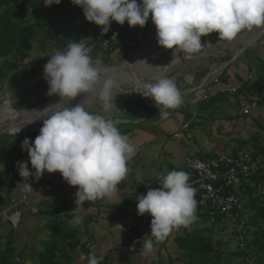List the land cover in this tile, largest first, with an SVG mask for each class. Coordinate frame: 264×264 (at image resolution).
Masks as SVG:
<instances>
[{"label": "clouds", "instance_id": "obj_1", "mask_svg": "<svg viewBox=\"0 0 264 264\" xmlns=\"http://www.w3.org/2000/svg\"><path fill=\"white\" fill-rule=\"evenodd\" d=\"M61 0H44L45 6L60 4ZM82 9L87 22L101 27V34L110 30L115 22L129 27L143 28L151 16L156 30L158 46L171 49L173 60L178 53L195 54L205 46L201 37L218 33V39L232 41L239 33L264 28V0H70ZM91 48L80 42L69 43L65 50L57 51L44 66V79L48 96H58L61 103L47 106L34 120L43 119L39 134L33 141L25 138L21 143L28 161L17 162L24 186L30 176L40 178L45 172L60 173L69 186H75V205L85 212L84 202L109 199L120 203L118 185L127 177L128 163L136 154V146L122 134L114 120L104 114H95L83 101L70 106L81 94L96 92L102 102V112L117 108L113 89L115 77L107 69L94 66ZM99 86V87H98ZM150 98L160 109L162 118L168 110L183 103L182 94L173 79L161 76L154 81H140L137 89ZM66 101V102H63ZM71 101V103H69ZM67 105V106H66ZM20 131L15 127V133ZM30 163L34 172H30ZM190 176L183 170L161 173L159 187H148L146 194L136 197L138 215L151 217L150 232L140 238L145 253L154 249V240L164 239L174 229L187 227L196 221V190L189 183ZM142 181L141 183H143ZM147 187V186H146ZM74 220L79 224L81 215ZM103 257L90 254L88 264H101Z\"/></svg>", "mask_w": 264, "mask_h": 264}, {"label": "crops", "instance_id": "obj_2", "mask_svg": "<svg viewBox=\"0 0 264 264\" xmlns=\"http://www.w3.org/2000/svg\"><path fill=\"white\" fill-rule=\"evenodd\" d=\"M80 13L83 14L81 10ZM79 14L78 17H82ZM73 20L71 17L68 21L74 24ZM82 22H85V19L80 21L78 29ZM70 23L68 22V41L65 49L71 41L75 42L74 38L78 34V30L73 33ZM94 25L90 24L83 41L96 37L88 36L95 33ZM99 33L101 34V31ZM155 33V26L152 24L150 16L143 28L137 26L134 42L129 47L111 51L108 63L105 61L98 64L99 68L116 65L129 58L143 41H147L149 38L154 39ZM58 36L67 39L61 34ZM238 36L242 38L243 33H239ZM259 37L263 39L264 34L261 36L260 32ZM261 38L257 37L255 41L238 53L239 46L235 51L236 54L233 52L235 56L231 55L230 58H227V55L232 53V49L228 45H232V42L226 43L225 49L224 46L223 49H220L218 45H224V40L217 38L207 43L214 46L213 52L196 53L178 63L166 77L175 81L182 94L183 103L176 109L168 110L169 114L164 119L160 118V109L150 98L143 97L136 92L133 82H130L133 88L123 89L122 85H117L113 89L114 95H117L115 99L117 108L106 114L102 112V102L96 100V92L78 96L72 103L69 101L70 106H75L84 100L86 105L93 106L91 108L93 113L104 114L107 118L114 120L118 130L128 136L130 142L136 146V154L128 163L127 177L117 186L120 203L117 204V201L109 199L86 201L82 205L85 212L80 213L75 208L74 202L77 188L69 186L62 179L60 173L45 172L38 179L30 176L27 182L31 185L32 191L24 186L23 182L25 181L22 179L19 182L22 188V192L18 193L20 195H9V197L5 195V202L0 209V234L5 236L7 231L12 228L5 210L12 201L18 200L25 193L28 194L27 205L24 203L17 205L21 212V219L18 226L12 228L13 252L16 254L15 264H33L36 261L37 252L42 248V241L49 239L50 232L46 225L48 216H44L40 212V203L44 201L48 206H54L59 200L64 202L63 208L53 220L58 221L67 229H75L79 240L86 245L89 253L103 257L101 263L108 264V260H111L113 264H117V260L122 259L127 260L128 264L129 262L131 264H168L169 258H175V255L169 253L171 245L167 248L165 244L167 241L169 243L171 238L174 243V247L171 246V248H175L177 251L175 237L183 234V227H181L182 234H175L176 229H174L167 235L168 237L159 241L154 240L153 251L146 254L143 241L139 242L142 236L136 234L134 230H126L123 226L119 227V224L122 221H128L136 226H146L149 215L147 213L138 215L136 209V197L146 194L141 191L140 182L149 178L158 179L161 173L167 174L171 170H183L184 158L189 150L204 157L233 153L250 147H244L241 141L253 134L264 135V132L258 129L259 122L264 116L262 110L264 106L256 105L251 109L253 113L248 118L240 119L238 115H244L241 103L235 94H231L227 90L231 85L239 83L243 85L248 79L250 82L255 79L258 60L260 57H264V42L260 43ZM42 41L48 42L49 45L48 49L41 45V59L26 61L29 66L35 65L34 71L36 72L43 71L48 54L52 55L59 51L50 38L43 37ZM128 48H133V51L128 53L123 60L117 61L122 56V52ZM33 62L34 64H32ZM26 68L25 65L21 68L22 73L26 71ZM217 68H220V73L217 76L218 81L215 82V76H211L202 85L203 80ZM20 79H22L21 75ZM27 84L26 82L24 87ZM45 85L48 86L47 82H44L41 89ZM204 94L208 95L207 98H204ZM212 103L221 106L223 115L220 118L213 117ZM235 107L240 109L236 117L232 114ZM51 182L55 184V190L50 185ZM41 184L49 185L50 190L40 189L38 186ZM30 206H37L38 212L32 213ZM76 215L82 216L79 224L74 220ZM196 216L200 217L201 215L196 214ZM114 227L117 231L113 230ZM159 248L163 252H159ZM157 254L160 256L159 261ZM88 258L87 254L78 249L67 259L60 258V260L62 264H88Z\"/></svg>", "mask_w": 264, "mask_h": 264}, {"label": "trees", "instance_id": "obj_3", "mask_svg": "<svg viewBox=\"0 0 264 264\" xmlns=\"http://www.w3.org/2000/svg\"><path fill=\"white\" fill-rule=\"evenodd\" d=\"M68 2L71 3L70 0H61L60 4L51 5V9H60ZM42 3L44 0H0V88L4 82L10 79L12 73L26 64L33 48L32 42L36 36L37 26L44 28L45 37L50 38L59 51L65 49L68 39L61 38L56 32L48 29L47 23L29 22L26 19L25 14L36 15V11ZM90 24L87 21L80 24L78 34L74 38L75 42L83 41ZM30 75L29 83L20 92L18 98L11 103L13 109L28 108L43 103L49 98L47 96L41 100L29 102L30 98L39 94L41 86L46 82L43 71L36 72L33 69ZM243 88L264 98V57H260L258 60L255 79L251 82L250 79L245 81ZM261 130L264 132L263 127ZM38 134L33 131L17 134L0 133V166L6 167L0 173V187L5 188L7 193L23 179L19 176L17 165L18 161H28L27 152L21 149L22 141L28 138L31 142ZM241 144L244 147H253L264 155V135L259 136L258 133H255L241 141ZM28 168L30 172H34L30 163ZM256 189H258V194H254ZM239 190L241 192L237 195L243 202V210L237 215L233 213L232 215L216 214L213 216L201 215L200 217L204 222L224 220L226 223L228 219L234 220L235 228L232 229V237H238L241 234L245 248H241L240 240L237 239L234 249L224 247L223 252L222 241L214 240L210 230L207 229L206 232L201 228L187 230V227L182 226L183 234L175 237L180 256L179 258H169L168 264H173L174 261H178L179 264H249L248 259H251L253 264H264V166L253 174L247 185L239 187ZM4 200L0 201V209ZM40 204V212L44 216H48L46 225L50 232L49 239L42 241V248L37 252V258L33 264H62L60 258L67 259L78 249L90 256L88 248L79 240L75 229H67L58 221L53 220L61 212L64 202L59 200L54 206H48L44 201ZM241 223V230L237 231V226ZM249 230H253V235L252 238L247 239ZM15 258L13 229L10 228L5 236L0 234V264H15Z\"/></svg>", "mask_w": 264, "mask_h": 264}, {"label": "built area", "instance_id": "obj_4", "mask_svg": "<svg viewBox=\"0 0 264 264\" xmlns=\"http://www.w3.org/2000/svg\"><path fill=\"white\" fill-rule=\"evenodd\" d=\"M137 26L129 27L127 22L118 25L115 22L110 26V30L101 37H94L83 41L87 47L91 48L90 56L93 64L108 63L111 51L120 48L129 47L135 39ZM220 68L215 69L206 77L204 85L209 77L215 76L214 81H218ZM228 92L235 94L240 101L242 112L248 114L252 106L263 105L264 98L255 92L246 90L241 83L231 85L227 88ZM204 94V98H207ZM160 116V114H159ZM161 119H164L160 116ZM264 166V155L253 147H247L233 153H222L208 157L200 156L195 151L189 150L184 158L183 171L190 176L189 183L196 190L195 199L197 201L196 214L213 216L216 214L236 215L243 210V202L236 193V188L244 187L250 182L253 174L258 172ZM157 178L142 180L139 187L146 193L147 188H158ZM147 186V187H146ZM40 189L50 190L47 184L38 186ZM28 194H23L18 200L12 201L5 210L9 225L12 228L18 226L21 219V212L17 205L24 203L27 205ZM37 206H30L32 213L38 212ZM151 217L148 216V222L145 227L134 225L132 222L122 221L119 227L123 226L126 230H134L136 234L144 236L150 231ZM242 223L237 226L240 231ZM241 248H245V242L241 234L238 235ZM249 264H253L248 259Z\"/></svg>", "mask_w": 264, "mask_h": 264}, {"label": "rangeland", "instance_id": "obj_5", "mask_svg": "<svg viewBox=\"0 0 264 264\" xmlns=\"http://www.w3.org/2000/svg\"><path fill=\"white\" fill-rule=\"evenodd\" d=\"M80 10L82 11V9L80 7L75 6L69 2L66 3L65 5H63L60 9H54V10L51 9V6H45L44 3H42L41 7L36 11V15L31 16L30 14L26 13L25 17L29 22L38 21L40 23H47L46 27L48 29H51L52 31L56 32L57 34H61L67 38L68 28H69L68 22L70 23V21H68V20H70V18L72 17L74 19L73 21H75L74 24L70 23V26L72 27L71 29H73V33H74V31L78 30L77 27H78V24L80 23V21L85 19L83 14H81V13L79 14ZM77 13L79 14V16H82V17H78ZM94 26L95 27H94L93 31L95 33L89 34L88 36H90V37H92V36L98 37L101 35L99 33L101 31V27L97 26V25H94ZM257 29L254 28L252 30L242 31L241 32V33H243L242 38H239L240 36H238L239 35L238 34L235 37V39H233L232 41H225L224 40V45L218 43L219 44L218 46L220 47V49H223V46H224V49H225V44L232 42V45L231 44L228 45V47L230 46L232 49L231 50L232 53L227 55V58H230L231 55H234V53H235L234 51L237 50V48L242 44V42L248 40L250 35L255 33V31ZM263 31H264V29H262V31H261V36L264 34ZM87 32H88V30H87ZM43 37H45L44 28L37 26L36 27V36H35L34 41L32 42L34 49H32V51L30 52L31 58L29 56V59L27 58L26 61H32V59L39 61V59H41V56H42V53L40 52L41 45H43L45 49H48L47 47L49 45L48 42L46 43V41H42ZM259 38H261V37H259ZM262 42H264V38L262 39V41L260 43H262ZM221 45H222V47H221ZM213 47L214 46H212V45L205 46L198 53H201V54L211 53V52H213ZM124 51L125 52H122V56H120L117 59V61L120 59L123 60L128 53L130 54L133 51V48H128V50H124ZM48 56H51V55L48 54ZM166 56H167L166 53H161L156 58L146 60L144 62L146 66H141V67L139 66V67L135 68V70H137L138 72L147 71V69L150 70V68L155 67L156 65L160 64L163 60H165ZM48 59H49V57H48ZM126 59H128V58H126ZM126 59H124L123 61H125ZM44 63H46V61H44ZM32 64H34V62ZM25 66L27 68H26V71L24 73H22L21 68H20L18 71L11 74L9 80H7L6 82H4L2 84V86L0 88V105L3 103V101L8 100V102L11 106V103L18 98L20 92L23 90L24 84H26V82L29 83V79L31 77L30 73H32V70L35 68L34 67L35 65L29 66L28 64H25ZM95 66L99 67V65H95ZM20 75H21L22 79H20ZM116 81H117L118 86L119 85L123 86V89L133 88V85H134L135 90H137L135 84L132 85L127 80L125 81V79H118L117 80V78H116ZM47 91H48V86H46V85L43 86V88L41 89V92L36 97L30 98L29 102L32 103V102H34V100H37V99L41 100L43 98H46L48 96L46 94ZM254 107H256V106L255 105L252 106L251 109H253ZM211 108H213V117L220 118L223 115V111L221 109V106H217L215 103H212ZM16 110H18V109H16ZM262 110L264 111V108H262ZM238 111H240L239 107H235L233 109L232 114L234 117H236L238 115L237 114ZM252 113H253V111L250 110L248 115L247 114H244V115L239 114L238 116L240 119L248 118L250 116V114H252ZM262 127L264 128V116L261 118V121L259 122V128L258 129L261 130ZM36 133H38V132H36ZM5 169H6L5 166H0V173H2ZM50 185L52 186L53 190H55V184L51 182ZM20 192H22L21 183L17 184L8 193L6 192L5 188L0 187V197H2L3 199L6 198L5 195H8V194L9 195H16ZM240 192H241V190H239V188H236V193H240ZM258 193H259L258 189L254 190V194H258ZM18 195H20V194H18ZM2 198H0V199H2ZM245 215L247 217V214H245ZM192 228H201L204 232H206L207 229L210 230L211 236L214 240L220 239L222 241L223 252H224V247L229 248V249H234L236 247V242H237L236 240L238 237L237 236L232 237V229L235 228V221L232 219L226 220V223H224V220L219 221V222L213 221V220H208V221L204 222L201 217H197L196 221L193 222L191 225H189L187 230H191ZM113 230L117 231L115 227L113 228ZM252 231L253 230H249L247 232V239L252 238V235H253ZM174 233L175 234H178V233L182 234L181 227L177 228ZM165 245L167 246V248L169 245L173 246L174 245L173 240L170 238L169 243L167 241V243ZM171 246L169 248V253H171L172 255H175V258H179V256H180L179 250L176 251L175 248H171ZM160 251H161V249L159 248V252ZM161 252H163V251H161ZM158 256H159V254H157V257ZM163 256H165V258H166L165 253H163ZM159 260H160V256L158 257V261ZM165 260H163V261L165 262ZM108 264H113V263L111 262V260H108ZM117 264H128V262H127V260L118 259ZM129 264H131V262H129ZM174 264H179V262L175 261Z\"/></svg>", "mask_w": 264, "mask_h": 264}, {"label": "water", "instance_id": "obj_6", "mask_svg": "<svg viewBox=\"0 0 264 264\" xmlns=\"http://www.w3.org/2000/svg\"><path fill=\"white\" fill-rule=\"evenodd\" d=\"M217 38H218V33L213 32V33L208 34L207 36H202L201 37V43L203 45V44L209 43V42H211ZM172 51L173 50H171V49H164V48L158 46L157 41H155L153 38H149L147 41H143L139 45L137 50L125 61L118 63L116 65H110L107 67H102L101 69H107L108 72H110L114 77H118L122 74L132 73L135 70V68L141 66L148 59L156 58L161 53L172 52ZM178 54L181 57L180 61L170 64L171 61L173 60V58H171L161 73H159L155 77L146 78L145 81H154L161 76H167L168 73L178 63H180L182 60L186 59L187 57L191 56V54H185L186 58L183 59V53L181 52ZM80 96H85V95L81 94ZM53 97H54V95L50 96L43 103L28 107V108L18 109V110L13 109L10 106L8 100L3 101V103L0 106L1 107L2 106L9 107V109H11L15 113V115L9 119H4L2 122H0V133L8 132V133L14 134L15 133V127L20 128V131L17 133L25 132V131H33V132L39 133V130H37L36 127L38 126V124H41L43 122V119H46L47 117L38 118V119L34 120L32 123H27V122H29L32 119H35L36 117L31 118L30 120H28L26 118L28 115L34 114V112H36V111L43 110L44 108H46L49 105L62 102L60 100V98L53 100ZM63 102H66V101H63Z\"/></svg>", "mask_w": 264, "mask_h": 264}, {"label": "bare ground", "instance_id": "obj_7", "mask_svg": "<svg viewBox=\"0 0 264 264\" xmlns=\"http://www.w3.org/2000/svg\"><path fill=\"white\" fill-rule=\"evenodd\" d=\"M262 29H264V28H258L256 31L254 30L255 33L252 32L253 34L250 35L249 39L244 41V42H242V44L240 45V47L237 50L238 53L241 52V50H243L246 46H248L257 37L259 38V35H260V32L262 31ZM154 40L156 41V37L154 38ZM165 53L167 54L166 59L164 61H162L160 64L156 65L155 67L150 68V70L147 69L146 72H142V71L138 72L137 70H134L132 73L122 74V75H120L118 77H115V79L116 78H117V80L118 79H125V81L127 80L128 82H133L132 84H135V82H136L135 86L138 89V87L140 85V81H145L146 78H152V77L157 76L159 73H161L163 71V69L167 65L168 61L171 58H173L172 52H165ZM177 55H179V54H177ZM191 55H194V54H191ZM141 66H146V65L144 63ZM57 98H59V97L54 95L53 100H55ZM14 115H15V113L11 109H9L8 107H6V106L5 107L4 106L1 107L0 106V122H2L4 119H9V118L13 117ZM36 115H38V114L37 113L30 114V115L27 116L26 119L30 120L31 118L36 117ZM42 125H43V122L41 124H38L36 129L39 130Z\"/></svg>", "mask_w": 264, "mask_h": 264}]
</instances>
